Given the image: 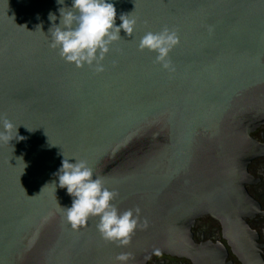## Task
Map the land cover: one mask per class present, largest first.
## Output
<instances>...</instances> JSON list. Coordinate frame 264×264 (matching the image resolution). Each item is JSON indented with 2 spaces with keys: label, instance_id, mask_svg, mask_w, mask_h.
Here are the masks:
<instances>
[{
  "label": "water",
  "instance_id": "obj_1",
  "mask_svg": "<svg viewBox=\"0 0 264 264\" xmlns=\"http://www.w3.org/2000/svg\"><path fill=\"white\" fill-rule=\"evenodd\" d=\"M107 2L117 27L122 14L136 25L96 72L49 46V13L58 25L72 0H0V115L25 138L0 142V264H147L157 249L205 264L191 231L204 215L246 264H261L245 184L264 125V0ZM164 27L180 39L173 72L138 47ZM64 156L86 161L120 212L140 209L130 244L102 239L97 217L71 228L62 208L73 198L56 175Z\"/></svg>",
  "mask_w": 264,
  "mask_h": 264
},
{
  "label": "clouds",
  "instance_id": "obj_2",
  "mask_svg": "<svg viewBox=\"0 0 264 264\" xmlns=\"http://www.w3.org/2000/svg\"><path fill=\"white\" fill-rule=\"evenodd\" d=\"M57 3L64 5V0H57ZM58 11L60 14L58 25L55 23L57 16L49 13L48 18L53 22L49 29V46L58 49L60 57L65 62L73 63L77 68L85 65L94 66L96 72L104 71L102 61L109 53L113 42L121 39V29L128 36H132L136 25L134 18L122 14L119 17L122 23L117 27L116 8L107 0H72L71 7H60ZM209 31H212L211 27ZM179 43L177 32L164 27L160 32H146L141 37L138 47L141 51L147 49L155 52V62L163 69L173 72L175 68L169 53ZM0 123H2L0 142L9 143L13 138L25 139L18 135V126L8 120L6 115H0ZM56 175L59 178V186L66 188L67 193L73 198L71 207L62 208L73 230L87 226L90 217H97L96 228L102 239L116 243L118 247L130 244L138 226L139 208L120 212L113 203L118 193L105 187L101 178H94L93 170L88 167L86 161L76 160V163H70L69 158L64 156L62 167ZM142 227H147V221ZM155 254L160 255L158 249ZM129 258L130 254L126 253L116 257L121 262Z\"/></svg>",
  "mask_w": 264,
  "mask_h": 264
},
{
  "label": "flooded vegetation",
  "instance_id": "obj_3",
  "mask_svg": "<svg viewBox=\"0 0 264 264\" xmlns=\"http://www.w3.org/2000/svg\"><path fill=\"white\" fill-rule=\"evenodd\" d=\"M261 149L248 166L249 178L245 184L250 197L257 203L258 210L246 219L250 233V255L259 256L264 264V125L251 134ZM192 237L203 255L205 264H246L225 237L224 228L219 220L211 215L199 217L192 229ZM147 264H199L178 256L160 253L153 254Z\"/></svg>",
  "mask_w": 264,
  "mask_h": 264
}]
</instances>
